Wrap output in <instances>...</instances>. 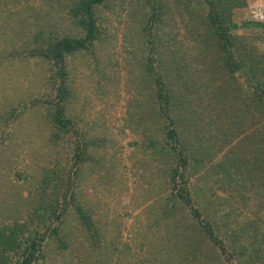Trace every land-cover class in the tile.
<instances>
[{"label":"trees","instance_id":"trees-1","mask_svg":"<svg viewBox=\"0 0 264 264\" xmlns=\"http://www.w3.org/2000/svg\"><path fill=\"white\" fill-rule=\"evenodd\" d=\"M246 3L0 0V172L9 171L2 181L10 184L11 164L23 146L30 154L41 151L36 159L45 164L36 175L17 176L27 186L12 184V195H0V264H71L74 254L76 264L129 260L126 246L118 247L79 199L84 175L98 172L102 178V158L94 159L99 143L81 116L93 108L92 96L103 94L118 75L110 53L115 44L109 45L116 39L106 31H116L113 21L123 28L118 56L125 83L133 87L123 128L143 137L134 153L155 166L142 194L149 204L137 218L138 248L149 246V231H160L159 249L148 251L152 261L227 264L207 243L222 230L232 264H264L256 253L264 237L247 243L255 240L253 225L229 227L224 220L232 210L225 211L222 201L213 206L203 188L176 183L204 169L203 160L210 163L233 140L229 156L209 167L221 190H233L244 202V182L264 174V51L257 47L264 44V22L245 18L237 24L234 13ZM171 11L182 22V40L169 27L175 18ZM252 27L259 28L257 38L236 35ZM81 69L88 86L76 92L72 84ZM242 70L253 86L250 93L236 80ZM218 102L242 117L234 114L221 125L214 112ZM258 195L264 218V189ZM233 212L235 221L240 213ZM76 233L78 243L86 245L82 258Z\"/></svg>","mask_w":264,"mask_h":264},{"label":"rangeland","instance_id":"rangeland-1","mask_svg":"<svg viewBox=\"0 0 264 264\" xmlns=\"http://www.w3.org/2000/svg\"><path fill=\"white\" fill-rule=\"evenodd\" d=\"M246 2L245 8L242 10L239 9L234 13V19L237 21V24H239L242 19H248L252 12V14H254L255 9H260L264 12V0H246ZM106 12L109 13L111 18V15H113L112 12L107 10ZM172 15L174 16L173 11L170 12L169 16ZM113 23V29L116 31L110 33V27H107L106 31L111 37L116 39V41H109V45L113 43L115 44L114 48L110 49V53L112 54L113 64L117 63L114 66L118 75L114 80H112V86L107 88L103 94H100L99 97L92 96L93 108H91V110H86L81 116V118L92 128L90 132L91 137H93V139L99 143V148L94 156V159L98 160L99 158H102V166L100 169V174H98L102 175V178L100 179L97 176L98 172L89 175V177L84 175L80 186L81 192L79 199L81 202L86 203V205L89 206L90 211L92 212V217L97 221L100 229L105 228V230L108 232V235L110 232V239L114 240L113 242H117L118 247L126 246L129 251V260L128 257H125V260H127L125 264H162L158 261H152V256L148 255V251L151 250L152 252L153 249H159L160 239L158 238V233H160V231H158L157 234H153L151 231H149V246L146 247L144 244L142 249L138 248V241L140 239L139 237L142 233L138 232L137 218L140 217V215L146 210V206L149 204L147 202H142V194L145 187L149 183L150 171H152L155 166L153 165L152 167V164L150 163H148V165L143 164L145 161L136 155V153H134L137 150L135 145L142 144L143 137L135 132H131L128 129L123 128V118L127 113L130 95L133 93V87L130 88L129 85L127 86L125 83L122 56H118V53L121 51L123 45L121 33L123 28L115 21H113ZM173 24V26L172 24H169V27H173L176 37L182 40V32H184L182 29V22L175 17ZM159 26V30L167 29L163 25ZM259 32V28L252 27L238 29L236 31V35L257 38ZM257 47L264 51V44H257ZM82 73L83 70L81 69L76 78H74L72 84V87L76 92H79L80 89L88 86L87 81L85 80V77ZM235 76L241 89H244L247 93H250L253 90V86L247 84V73L245 70L237 72ZM89 92L91 91H88V93ZM238 108L241 109V106H238ZM214 109V112L218 113V122L221 125H223L225 121H228V117H232L234 114H238L242 117L239 112L237 113L233 109L229 110L226 102H218V104L214 106ZM222 109L223 112H220ZM248 129L251 131L253 128L250 127ZM188 136H190V134ZM191 138L189 137L187 143L188 149H190L192 146V143L190 142ZM234 144V140L229 142L227 146H224L223 149L215 154L210 163H206L203 160L204 169L193 175L187 173V175L184 177L181 168H178L179 174L185 178V181L182 183L179 180H176V183L179 185V187L187 186L191 190H193V187H195L196 190L197 188H203L205 193H210L208 200L213 206L216 205L218 201H222V204L225 205V211H228L227 208L232 210L231 212L229 211L230 217L224 220L228 223L229 227L241 226L243 224H245V226L253 225L257 231L255 240L247 239V243L250 244L251 242L252 245L254 241L259 243L264 237V218L261 217L262 208L261 205H259L258 199L260 198L258 195L260 189H264L262 188L264 186V174L260 173V177L258 176V178L252 180L250 183L247 180L244 182V190L241 191H244L243 198L245 201L241 202L240 197L236 195L233 190H221L219 183L216 181L217 175L213 174L209 169L211 164H215L217 161L226 156V151L229 148L231 149L232 145ZM20 153V159L17 162L11 164L12 171L7 177V179L10 180V184L6 181H2L3 179L1 177L2 174H8L9 171L3 169L0 172V195H2V197L3 194H10L13 191V188L11 187L12 184L17 186L22 185L23 187L27 186L24 184V182H22V178L20 179L17 176L22 177L23 175L30 173L36 175L39 173L40 169L45 166L44 163H40L41 160L44 161L43 159L39 157L41 159L39 162L36 159L41 154V151L38 152L37 148H34V152L30 154L28 152V147L23 146ZM249 155L250 154H246L244 157L247 158ZM170 156L171 159L169 161H173L174 157H172V155ZM227 156L229 155L227 154ZM198 157L205 156L203 154L198 155ZM134 161L137 163L133 164ZM37 162L38 164L40 163L39 167H37ZM68 165L70 164L68 163ZM62 166H64L63 163ZM159 166L161 168L163 164H158L156 167ZM207 168L210 171H207ZM91 184H94V187H91ZM163 193L164 192H162L159 197H163ZM22 195L23 197L26 196V190H23ZM157 197L158 196H155L154 199ZM190 207L195 208L196 205L191 203ZM259 208H261V210H259ZM236 209L238 213H240V216L235 221H232L231 217H233V211ZM256 216L260 217L261 220L257 219ZM220 232L223 231L219 230V232H217V239L215 238L213 242H207L208 246L212 247V250L217 252L220 257H222V260L226 261L227 264H232L233 258L228 255L229 251L225 249L224 235ZM74 236L75 237L73 241L78 243L79 240H81L80 234L78 235L76 233ZM245 240L241 241L240 244L243 245ZM152 241L156 244L154 245L153 243L152 245ZM85 246V244L82 245L81 243H78L76 246L78 248V254H80V258H82L81 255ZM256 253L260 257H264L263 242L259 245ZM143 258H146L147 261H144ZM76 259L77 255H72L71 264H76Z\"/></svg>","mask_w":264,"mask_h":264},{"label":"built area","instance_id":"built-area-1","mask_svg":"<svg viewBox=\"0 0 264 264\" xmlns=\"http://www.w3.org/2000/svg\"><path fill=\"white\" fill-rule=\"evenodd\" d=\"M252 13L248 19H252V20L259 22V23L264 21V13L262 12V10L255 9L254 14H252Z\"/></svg>","mask_w":264,"mask_h":264},{"label":"clouds","instance_id":"clouds-1","mask_svg":"<svg viewBox=\"0 0 264 264\" xmlns=\"http://www.w3.org/2000/svg\"><path fill=\"white\" fill-rule=\"evenodd\" d=\"M263 12V11H262ZM264 13V12H263Z\"/></svg>","mask_w":264,"mask_h":264}]
</instances>
